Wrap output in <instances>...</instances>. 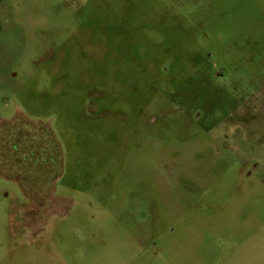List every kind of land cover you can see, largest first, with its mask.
<instances>
[{
    "label": "rangeland",
    "instance_id": "obj_1",
    "mask_svg": "<svg viewBox=\"0 0 264 264\" xmlns=\"http://www.w3.org/2000/svg\"><path fill=\"white\" fill-rule=\"evenodd\" d=\"M0 264H264V0H0Z\"/></svg>",
    "mask_w": 264,
    "mask_h": 264
},
{
    "label": "trees",
    "instance_id": "obj_2",
    "mask_svg": "<svg viewBox=\"0 0 264 264\" xmlns=\"http://www.w3.org/2000/svg\"><path fill=\"white\" fill-rule=\"evenodd\" d=\"M57 144H58V143H57V141L55 140V145L57 146ZM12 148H13V150H14V149L16 150V145L13 144V147H12ZM15 150H14V151H15ZM58 150H60L59 144H58ZM27 153H28L30 156H33V154H36L37 151H35L34 148H33V149L28 150ZM36 155H37V154H36ZM60 156H61V155H60ZM59 159H60V158H59ZM59 159H58V160H59ZM34 162H35L36 164H37V162H38V164H39L40 161H39V159H38V156H35V157H34ZM60 162H61V161H60ZM42 163H43V161H42ZM56 163H57V164H56V170H59L60 167L58 166V162H57V160H56ZM38 164H37V167H39ZM59 172H60V171H59Z\"/></svg>",
    "mask_w": 264,
    "mask_h": 264
},
{
    "label": "crops",
    "instance_id": "obj_3",
    "mask_svg": "<svg viewBox=\"0 0 264 264\" xmlns=\"http://www.w3.org/2000/svg\"><path fill=\"white\" fill-rule=\"evenodd\" d=\"M50 132L52 133V137H53V139H54V141H55V136H54L52 130H51ZM15 182L18 183V185H19V180L15 181Z\"/></svg>",
    "mask_w": 264,
    "mask_h": 264
}]
</instances>
